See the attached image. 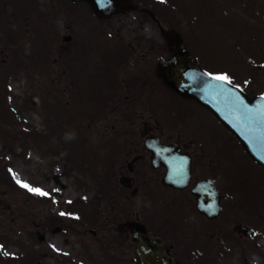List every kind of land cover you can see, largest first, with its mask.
I'll return each mask as SVG.
<instances>
[{"label": "rangeland", "instance_id": "rangeland-1", "mask_svg": "<svg viewBox=\"0 0 264 264\" xmlns=\"http://www.w3.org/2000/svg\"><path fill=\"white\" fill-rule=\"evenodd\" d=\"M60 1L29 0L28 5L39 7L33 11L20 0H0V264H113L107 258H115L108 249V235L125 218L134 219L125 212V202L131 201L129 212L132 208L140 215L150 204L142 203V196H128L125 189L122 198L118 183H113L116 188L111 184L113 167L109 171V165L120 151V146L110 143L119 132L111 126L119 129L125 125L109 119V106L98 93L94 63L82 50V65L76 51L81 28L86 33L83 38L92 39L96 35L88 33L96 31L99 23L86 6L76 5V10L69 0ZM141 1L157 9L165 23L174 24L186 36L196 56L204 60V67L215 68L241 88L250 85L264 90V0ZM58 9L65 12L49 18V12ZM69 9L74 15L66 12ZM193 16L198 20L191 22ZM85 20L91 23L87 29ZM133 20L146 19L137 14L117 17L106 30L117 35L114 32L121 24ZM11 30L17 36H11ZM32 30L39 39H29ZM65 35H72L73 40L64 43ZM236 45L240 51L236 52ZM60 48L65 49L69 80L80 71L81 91L75 101L70 86L61 94L57 85L62 67ZM259 83L263 87H257ZM207 119L212 124L211 118ZM191 127L177 126L175 130L187 132ZM9 128L14 131L10 133ZM17 132L23 135L19 138ZM122 132L128 150L126 131ZM217 146L214 152L209 149L212 156L206 166L214 158L218 190L229 194L221 217L206 221L191 208L190 195L185 202L173 204L183 208L166 212L159 205L158 215L187 232L191 256L200 264H264V245L259 244L264 238L260 227L264 222V170L244 157L242 150L235 167H223L227 163L220 154L226 148L220 139ZM109 194L114 199L107 197ZM237 225L253 227L257 234L253 238L239 236L233 231ZM41 235L43 240H39ZM129 250L124 264L135 254Z\"/></svg>", "mask_w": 264, "mask_h": 264}, {"label": "flooded vegetation", "instance_id": "flooded-vegetation-1", "mask_svg": "<svg viewBox=\"0 0 264 264\" xmlns=\"http://www.w3.org/2000/svg\"><path fill=\"white\" fill-rule=\"evenodd\" d=\"M85 6L91 10L88 4ZM112 22H101L104 26L99 31L97 28L96 31H89L91 36H96L90 38L92 41L88 48L93 56L98 93L103 98L102 102L109 106V119L125 125L121 132L126 131V146L130 147L128 150L124 148L126 139L121 138L123 132L114 135L113 145L120 146V151L115 155L112 166L116 167V179L124 186L122 188L128 196H142L141 202L148 201L150 204H147L142 215L140 212L134 213V219L125 218L119 228L111 230L108 248L115 253L117 262L124 263V259L129 258V248L135 249L139 240H145L152 234L165 243L175 257L174 264H200L191 256L187 232L175 227L171 219H161L157 208L160 205L169 212L173 204L181 200L185 202L190 187L208 178L206 168L215 164L213 170H216L214 158L206 166V161L212 156L209 149L214 152V148L219 147V139L225 148V139H231L227 138L225 131L215 121L212 124L208 122L207 118L211 115L207 110L192 100L178 96L156 75L157 64L169 55L155 22H124L121 29L114 32L118 36H111L106 28ZM127 29L131 30L125 32ZM105 30L108 37H105ZM78 39L80 44L76 50L80 57L83 50L82 37ZM61 70L60 83L65 85V63ZM74 83L75 88L80 90V71ZM188 124L192 127L187 132L175 130L177 126L185 127ZM157 142L174 146L168 152L171 157L167 161L172 160L179 167L190 161L192 175L187 189L178 190L177 186L180 185L164 184L167 168L163 162L166 160L147 149V146ZM230 144L235 146L234 143ZM218 152L219 148L216 150ZM177 175L178 178L185 177L182 172ZM123 197H126V193ZM166 202L169 203L165 205ZM127 206H130L129 202ZM126 262L142 264L136 254Z\"/></svg>", "mask_w": 264, "mask_h": 264}, {"label": "water", "instance_id": "water-1", "mask_svg": "<svg viewBox=\"0 0 264 264\" xmlns=\"http://www.w3.org/2000/svg\"><path fill=\"white\" fill-rule=\"evenodd\" d=\"M88 1L95 8V14L107 18L112 14L125 12L134 7L132 0H76ZM153 18V14L148 12ZM170 51V58L157 67V74L166 85L182 96L195 99L213 111L221 122L233 132L243 148L260 165L264 166V96L248 100L238 89L221 79L202 71L182 46L180 35L173 29L161 28ZM197 196L199 212L208 217L219 212L218 200L212 183H204L192 190ZM158 246L142 245L137 251L146 258L159 252Z\"/></svg>", "mask_w": 264, "mask_h": 264}, {"label": "snow or ice", "instance_id": "snow-or-ice-1", "mask_svg": "<svg viewBox=\"0 0 264 264\" xmlns=\"http://www.w3.org/2000/svg\"><path fill=\"white\" fill-rule=\"evenodd\" d=\"M216 79H221V80H227V77H224V76H218L216 77ZM25 187H27V185H23ZM35 191L39 192L38 189H35ZM42 195H46V193H41Z\"/></svg>", "mask_w": 264, "mask_h": 264}, {"label": "bare ground", "instance_id": "bare-ground-1", "mask_svg": "<svg viewBox=\"0 0 264 264\" xmlns=\"http://www.w3.org/2000/svg\"><path fill=\"white\" fill-rule=\"evenodd\" d=\"M261 243H263V244H264V241L262 240V241H261Z\"/></svg>", "mask_w": 264, "mask_h": 264}, {"label": "trees", "instance_id": "trees-1", "mask_svg": "<svg viewBox=\"0 0 264 264\" xmlns=\"http://www.w3.org/2000/svg\"><path fill=\"white\" fill-rule=\"evenodd\" d=\"M198 28V27H197ZM199 29V28H198ZM201 30V29H200ZM202 31V30H201Z\"/></svg>", "mask_w": 264, "mask_h": 264}]
</instances>
